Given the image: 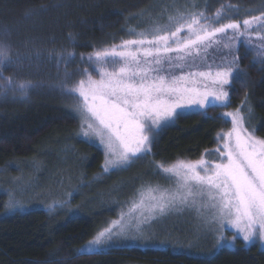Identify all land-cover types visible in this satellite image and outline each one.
<instances>
[{"label":"trees","instance_id":"16d2710c","mask_svg":"<svg viewBox=\"0 0 264 264\" xmlns=\"http://www.w3.org/2000/svg\"><path fill=\"white\" fill-rule=\"evenodd\" d=\"M167 1L0 0V43L11 47L14 58L19 56L3 75L32 85L26 97L0 94V264H264V250L255 244L245 248L240 241L235 249L210 245L200 253L131 243L97 254L79 251L116 218V201L126 193V183L117 185L123 174L97 181L103 154L79 136V118L66 90L77 79V63L57 68L54 59L66 53L77 58L128 39L132 31H142L140 17L166 7ZM221 5L233 10L235 19L260 5L264 12V0H204L177 15ZM237 56L239 72L231 82L229 105L210 106L206 115H185L175 126L163 127L153 155L139 160L156 168L158 163L200 158L230 126L221 114L239 107L245 127L264 139V62L243 45ZM66 74L71 76L65 82ZM23 171L43 187L57 186L67 173L81 192L67 199L68 208L58 206V199L9 212L5 179Z\"/></svg>","mask_w":264,"mask_h":264},{"label":"snow or ice","instance_id":"6c2138e0","mask_svg":"<svg viewBox=\"0 0 264 264\" xmlns=\"http://www.w3.org/2000/svg\"><path fill=\"white\" fill-rule=\"evenodd\" d=\"M224 7L214 18L202 11L187 12L172 26L133 33L134 38L88 55L91 66L82 70L84 78L68 94L80 98L76 111L83 136L94 135L103 145L104 172L124 170L153 155L159 131L175 126L182 116L206 115L210 105H229L231 82L239 71L237 42L244 38L252 44L254 26L264 28V12L242 22L231 17L223 22ZM256 39L264 62V35L257 33ZM60 59L71 62L73 54ZM18 62L11 47L0 43V94L28 95L29 82L3 75ZM220 118L232 127L217 135L214 149L198 160L155 165L171 185L146 186L127 213L97 230L82 253L97 254L114 244L136 241L154 220L197 202L212 209L206 224L210 232L219 233L217 246L226 228L234 232L229 243L238 238L264 243V139L245 127L241 109Z\"/></svg>","mask_w":264,"mask_h":264},{"label":"rangeland","instance_id":"374dc122","mask_svg":"<svg viewBox=\"0 0 264 264\" xmlns=\"http://www.w3.org/2000/svg\"><path fill=\"white\" fill-rule=\"evenodd\" d=\"M203 1L204 0H169L167 1L166 7H160L154 11H150L147 16L140 17L138 22L139 24L144 25L143 27H141V30L142 31L155 30L165 25L172 26L175 19L180 16L177 14L179 13V10L181 8L185 7L182 11L193 10L200 2L203 3ZM262 7L263 5H260L253 7L251 9L250 8L247 9L245 12L242 13V17L239 20L242 22L243 19L250 18L253 15L259 16L261 14V12L259 11L262 10ZM220 9L221 8L218 7L214 9L208 8L202 12H204L206 16L214 18L215 12ZM245 13H249V14H245ZM170 17H172L173 19L170 20L169 19ZM229 17L233 18V10L232 11L221 10V18L223 19V22H228ZM254 28L255 31L252 32V37H253L252 44L250 45L247 42V40L241 38L237 42V49L240 45H243L247 49H249L254 56L260 57L258 55V51H259L258 45L261 42L256 39V35L257 33H259L260 35H264V28H261L260 25H255ZM133 33H138V32L132 31L128 39L134 38ZM112 45L103 47L102 49L109 48ZM102 49H98V50H102ZM95 51L89 54H82L77 58H74L73 55V59L71 60V62L76 61L77 63L76 65L77 79H75L71 84H69L68 88L65 87L68 92L79 82L80 79L84 78V76L82 75V70L85 68H89L91 66L90 62L87 61L86 58L88 57V55L94 53ZM208 51L210 54L213 53V49H209ZM66 55L67 53L64 56ZM216 55L218 56L219 54L217 53ZM236 55H237V51H236ZM60 57L61 56H56V58L54 59L55 60L54 63L57 68H59L60 65H66L70 63L67 60H61ZM51 59L48 58V61ZM238 72L239 71L234 73V77L238 74ZM65 78L66 77H63V79L66 82L68 80V75L67 78L66 79ZM64 80H62L61 83L64 82ZM68 83L69 82H67V84ZM10 93L12 92H9L8 94ZM12 94L16 95L17 93L15 94L12 93ZM1 96H3V94H1ZM71 96L73 99V103H72L73 110L75 111V113L79 118V128H78L79 136L82 139L90 142L91 144L98 146L103 154V163L101 166V173H100L101 175L99 177H96L97 181L101 180L104 177H105L104 179H106L111 175L117 176L123 174V176L117 180V185H119V183L121 182L126 183L125 184L126 193L120 194L121 196L118 197L120 199L116 201L117 204L116 209L118 211V215L116 216L115 219L111 220L110 222L119 220L122 213H127L131 208L133 201L139 200V192L146 190V186L167 188L171 185V181L166 178L167 174H163L162 172H159L154 167L150 168V165L143 160H136L134 163L126 167L124 170L110 169L108 172H104L103 169L105 167L106 155L104 152L103 145L100 144L99 139L96 138L94 135L90 134L89 137L83 136V133L81 131L82 120L80 119L79 113L76 111L80 98L78 97V95H71ZM216 106L224 107L220 105H216ZM238 109H240V107ZM236 110L237 109L226 110L224 112H235ZM194 111H198V110H194ZM229 124L230 126L228 129L221 131L219 133L229 131L232 127L230 121ZM216 146L217 145L215 143V146L212 149H214ZM173 163L164 164V165L171 166V164ZM133 168H135V170ZM76 181L77 180L75 179V177L68 176L66 173L64 175H61V180L57 186L48 185L43 187L42 186L43 184L37 183L34 180V177L31 176L29 173H26L25 171L13 175L12 177H8L5 179V184L7 185L6 190L9 195L8 211L11 212L20 209L19 206L21 205L27 206L36 203L45 205L50 202L57 201L58 199L60 200L58 206L68 208L67 199H70V197L73 196V194L78 193V191L81 192L80 188L76 184ZM92 187L93 186L89 187L90 192L92 191ZM108 187L109 186H107L106 189H108ZM211 212L212 209L206 206L202 207L199 202H197L193 207H184L181 210L170 211L166 215L154 220L149 226H147L145 232L142 234V238H138L136 241L130 240L129 242L122 244H129V243L141 244V245L153 244L155 246L165 245L171 247L176 251L177 250L187 251V252L193 251L200 253V252H204V250L210 245L214 247V250L221 247L235 249V247L237 246V242L240 241L245 248L255 244L260 250H264V243H261L258 240V238L254 239L251 243H245L243 242L242 239L239 238L235 240V243H229V241L233 240V235H234L233 229L231 228H226L223 230V240L222 242L219 243V246H217L218 241L220 239L219 233L210 232L209 227L206 224V221L209 220L211 217ZM88 243H86L85 245H87ZM85 245H83L79 249L80 253H82V249Z\"/></svg>","mask_w":264,"mask_h":264}]
</instances>
